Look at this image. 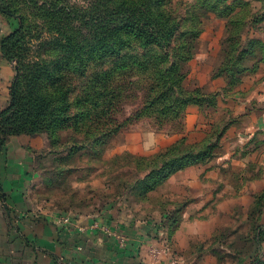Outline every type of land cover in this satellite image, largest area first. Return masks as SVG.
<instances>
[{
    "label": "rangeland",
    "instance_id": "obj_1",
    "mask_svg": "<svg viewBox=\"0 0 264 264\" xmlns=\"http://www.w3.org/2000/svg\"><path fill=\"white\" fill-rule=\"evenodd\" d=\"M8 1L10 32L24 27L14 53L25 62L28 91L36 62L42 68L64 50L57 29L79 32L70 23L57 28L45 10L62 6L73 22L106 0ZM169 1L183 16L171 48L125 50L114 70L108 60L93 62L75 81L96 74L104 88L89 90L101 104L93 120L102 121L44 132L38 196L120 225L142 245L155 240L164 264H264V138L241 130L250 119L240 112L264 70V0Z\"/></svg>",
    "mask_w": 264,
    "mask_h": 264
},
{
    "label": "trees",
    "instance_id": "obj_2",
    "mask_svg": "<svg viewBox=\"0 0 264 264\" xmlns=\"http://www.w3.org/2000/svg\"><path fill=\"white\" fill-rule=\"evenodd\" d=\"M8 3V0H0V12L7 18L11 16L7 9ZM169 5V0H106L94 6L89 14L69 22L63 7H57L55 3L57 8L52 7L45 12L55 17L53 20L57 28L70 23L73 30L79 32L65 34L57 29L60 34L54 38L64 50L57 58H48L42 68L36 62L29 76L34 84L28 91L22 90L20 80L25 62L19 52L14 53L16 43L23 45L26 41L24 27L20 26L5 35L1 40L2 50L9 60L16 61L18 74L12 84L10 102L0 112V146L5 137L11 134L29 135L45 131L57 134L66 127H84L89 119L92 121L90 126L101 123L98 115L93 120V115L101 109L99 95L90 91L98 86L97 81L93 80L96 74L93 73L90 81L86 79L83 84L77 85L75 81L88 72L93 62L108 60L114 70L124 58L125 55H122L125 50L138 47L164 51L171 48L175 32H181L183 16L170 9ZM54 61L55 65H52ZM92 69L97 72L96 68ZM107 73L110 74V71ZM171 87V84L169 87L164 86L161 94ZM97 88L104 87L100 85ZM146 95L147 100H151L149 92ZM167 105L164 104L163 108ZM111 108L106 110L111 111ZM74 109L79 110V113ZM118 129L117 125L111 131Z\"/></svg>",
    "mask_w": 264,
    "mask_h": 264
},
{
    "label": "crops",
    "instance_id": "obj_3",
    "mask_svg": "<svg viewBox=\"0 0 264 264\" xmlns=\"http://www.w3.org/2000/svg\"><path fill=\"white\" fill-rule=\"evenodd\" d=\"M10 31L8 18L0 12V112L10 102L17 74L1 46ZM255 77L248 98H241L240 112L250 119L241 130L259 131L264 138V70ZM47 143L45 133L11 134L0 146V264H164L155 240L142 245L120 225L62 212L39 198L38 156ZM189 180L182 176V181ZM204 180L208 187V176Z\"/></svg>",
    "mask_w": 264,
    "mask_h": 264
}]
</instances>
